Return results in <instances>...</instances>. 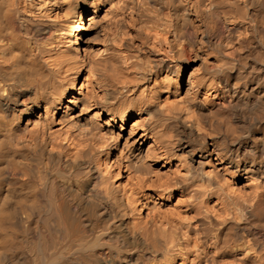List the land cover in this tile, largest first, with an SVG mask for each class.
Segmentation results:
<instances>
[{
	"label": "bare ground",
	"instance_id": "bare-ground-1",
	"mask_svg": "<svg viewBox=\"0 0 264 264\" xmlns=\"http://www.w3.org/2000/svg\"><path fill=\"white\" fill-rule=\"evenodd\" d=\"M0 264H264V0H0Z\"/></svg>",
	"mask_w": 264,
	"mask_h": 264
}]
</instances>
